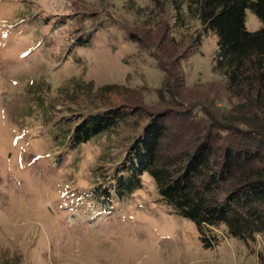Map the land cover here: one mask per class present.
<instances>
[{"label": "rangeland", "instance_id": "obj_1", "mask_svg": "<svg viewBox=\"0 0 264 264\" xmlns=\"http://www.w3.org/2000/svg\"><path fill=\"white\" fill-rule=\"evenodd\" d=\"M136 6L154 0H0V264H264V235L248 245L220 227L208 247L148 173L119 194L113 175L146 111L77 147L65 132L89 112L163 106L165 73L129 37L154 40ZM196 25L175 35L193 46L186 99L209 104L225 79L213 71L217 36L197 45ZM246 27H264L251 9ZM96 187L110 198L92 197Z\"/></svg>", "mask_w": 264, "mask_h": 264}, {"label": "trees", "instance_id": "obj_2", "mask_svg": "<svg viewBox=\"0 0 264 264\" xmlns=\"http://www.w3.org/2000/svg\"><path fill=\"white\" fill-rule=\"evenodd\" d=\"M132 9L145 17L149 29L141 33H148L149 41L154 38L149 45L129 35L165 73L158 89L163 106L148 110L126 104L89 112L65 132L77 147L146 111L145 123L113 175L119 194L141 187L148 173L163 201L196 223L208 247L214 242L209 232L220 227L254 243L264 235V27L249 31L246 10L264 24V0H154V8ZM192 21L197 45L203 36L218 38L213 71L225 79V96L216 92L209 104L186 99L181 62L193 46L184 47L175 33ZM224 100L228 108L218 106ZM106 194L102 187L90 193L107 200Z\"/></svg>", "mask_w": 264, "mask_h": 264}]
</instances>
